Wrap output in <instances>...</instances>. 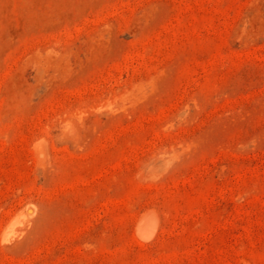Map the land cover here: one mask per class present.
I'll list each match as a JSON object with an SVG mask.
<instances>
[{"label":"rangeland","instance_id":"obj_1","mask_svg":"<svg viewBox=\"0 0 264 264\" xmlns=\"http://www.w3.org/2000/svg\"><path fill=\"white\" fill-rule=\"evenodd\" d=\"M0 264H264V0H0Z\"/></svg>","mask_w":264,"mask_h":264},{"label":"bare ground","instance_id":"obj_2","mask_svg":"<svg viewBox=\"0 0 264 264\" xmlns=\"http://www.w3.org/2000/svg\"><path fill=\"white\" fill-rule=\"evenodd\" d=\"M152 216H149L145 219H139L136 221V231L137 235L140 238V240H146L154 236L155 233V224H156V218L153 216V214H150ZM145 215V217H147ZM141 218V217H140ZM157 230V229H156ZM148 241V240H147Z\"/></svg>","mask_w":264,"mask_h":264}]
</instances>
